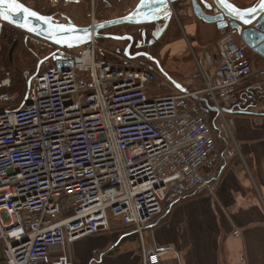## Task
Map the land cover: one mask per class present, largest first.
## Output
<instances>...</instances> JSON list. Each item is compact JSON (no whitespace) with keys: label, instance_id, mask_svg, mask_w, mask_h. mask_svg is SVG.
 Here are the masks:
<instances>
[{"label":"built area","instance_id":"2783aa9c","mask_svg":"<svg viewBox=\"0 0 264 264\" xmlns=\"http://www.w3.org/2000/svg\"><path fill=\"white\" fill-rule=\"evenodd\" d=\"M188 8L170 7L180 28ZM91 13L87 27L97 24ZM237 34L219 31L213 53L191 50L202 86L187 95L163 92L157 70L118 58L93 37L47 52L19 107L1 70L3 262L73 264V243L119 225L136 234L139 264H163L165 251L144 243L146 228L187 195L214 196L218 163L242 158L223 112L239 107L240 89L251 107L264 105V66H253Z\"/></svg>","mask_w":264,"mask_h":264},{"label":"crops","instance_id":"0c3cea01","mask_svg":"<svg viewBox=\"0 0 264 264\" xmlns=\"http://www.w3.org/2000/svg\"><path fill=\"white\" fill-rule=\"evenodd\" d=\"M137 2L134 0L131 9ZM227 2L247 9L261 0ZM180 3L184 5V1ZM181 23V30L169 34L170 41L160 50L166 79L161 78V89L170 94L200 89L191 50L197 55L215 52L219 35L215 25L198 21L189 8ZM248 57L254 67L264 65L251 52ZM239 93L243 101L230 116L235 119L232 124L242 158H222L218 163L214 197L204 191L187 195L146 228L148 243L165 251L163 264H264V105L253 108L249 93L244 88ZM91 240L94 256L85 259L89 264H139V243L133 231L117 225ZM2 247L0 243V264H5Z\"/></svg>","mask_w":264,"mask_h":264},{"label":"water","instance_id":"95a60500","mask_svg":"<svg viewBox=\"0 0 264 264\" xmlns=\"http://www.w3.org/2000/svg\"><path fill=\"white\" fill-rule=\"evenodd\" d=\"M135 7L126 15L111 19L108 21L101 22L93 27H80L76 26L72 22L68 21L66 23H60L52 18H48V23H45L43 20H37L34 17H27L25 13L22 11L13 12L10 14L9 20H4L0 17V31L3 25H8L19 32H22L28 36H31L43 43H46L52 47L65 49V48H77L82 45H85L91 39H84L80 42H74L72 46H68L67 43H57V40H64L66 38L79 35L84 36V30H87L88 35L94 40H112V41H125L129 40L132 42V38L130 36H111V35H103L101 32L106 31L107 29H112L115 27H139L143 25H150L157 22H164L165 26L152 38V43L161 37L167 29V25L169 20L171 19L170 7L177 8L178 3L182 1H188L190 12H192L193 16L203 24L215 25L218 31L233 29L237 31V35H239L241 42L249 49V51L264 60V10H261L259 5L255 7H250L247 9H239L243 12H248L249 15L246 19L249 21L248 23H244L242 20L235 18L230 9L224 6L222 0H210L211 2H207V0H165L164 3H160V0H137ZM18 2L21 3L19 0ZM229 3V2H227ZM230 4V3H229ZM30 9L29 7L25 6ZM215 8L218 11V14L212 15V9ZM256 8L255 12H251L250 10ZM32 10V9H30ZM34 11V10H32ZM36 12V11H35ZM170 12V13H169ZM38 13V12H36ZM40 16L45 17L44 15ZM28 20L31 21V26L34 27L35 31H28L26 28L21 27V24L26 23ZM64 26L65 28H74V32H60L56 26ZM102 26V27H101ZM17 31V32H18ZM1 33V32H0ZM52 33H55L53 36ZM129 47L124 51L125 54L129 57L127 51ZM137 56L129 57V59H136ZM149 58V57H147ZM150 59V58H149ZM157 64V62L155 63ZM39 65V63H38ZM37 65V66H38ZM71 62L67 63L63 70L69 71L71 68ZM157 71L160 76L165 75L159 64H157ZM31 77L27 82V91L30 86ZM187 95V91L184 92ZM24 98V104L27 100V92ZM194 100L200 101L203 103L205 111L210 113H215V109L210 107L208 103L203 99H198L193 97ZM223 112L227 114H234L233 110H224Z\"/></svg>","mask_w":264,"mask_h":264},{"label":"flooded vegetation","instance_id":"af4514ba","mask_svg":"<svg viewBox=\"0 0 264 264\" xmlns=\"http://www.w3.org/2000/svg\"><path fill=\"white\" fill-rule=\"evenodd\" d=\"M21 3H23L25 6L29 7L30 9L40 13L41 15H44L45 17L52 18L53 20L57 22H72L73 24L78 23L79 18L82 23H87V21L90 18V7L89 2L90 0H44V2L41 4L42 6L39 8L38 2H27L26 0H19ZM118 2H123L126 8L125 13L121 16H117L116 18L122 17L126 15V13H129L131 9V5L134 2V0H118ZM97 3H99L98 11L100 13H112L113 12V5L112 2H109V0H100ZM95 12V11H94ZM95 14V13H94ZM100 15V14H98ZM101 16V15H100ZM95 17V16H94ZM111 19H115L113 17L110 18H102L99 17L97 19V24H100L101 22L108 21ZM96 24V25H97ZM165 23L160 21L157 23H153L150 25H143L139 27H119L121 30L118 32L110 30H106L101 32L103 35H111V36H130L132 39V42L129 40L125 41H112V40H103L105 43H118L121 44L118 47H112V50L118 58H124L128 59L129 57L137 56L136 60L145 61L146 65H148L151 69L157 70V64L161 67L160 64V50L162 48L159 47V42L162 40L161 37H163L165 34L170 33L173 34L175 31H171V27L174 24V21L171 17L169 20V23L167 25V29L164 32V34L159 37L160 39L154 41L153 43L152 38L165 26ZM3 27V26H2ZM124 28V29H123ZM112 30V29H111ZM114 32V33H113ZM129 47L127 54L124 53L126 49ZM149 57V58H147ZM157 62V64H155Z\"/></svg>","mask_w":264,"mask_h":264},{"label":"rangeland","instance_id":"374dc122","mask_svg":"<svg viewBox=\"0 0 264 264\" xmlns=\"http://www.w3.org/2000/svg\"><path fill=\"white\" fill-rule=\"evenodd\" d=\"M26 1L29 3L30 2H32V3L38 2L39 4H37V5H39V8L42 6L41 4L44 2V0H26ZM98 1H100V0H90V2H89L90 4L88 6V8L90 7L89 9L93 10V13H95L93 16H95L96 20L99 19V17L110 18V17H114V16H120V15H123V13H125L126 8L124 7L125 5H123L124 3L118 2V0H109L110 2H112V5H113V12L112 13H107V14L106 13H104V14L100 13V11H98V6H99V3H97ZM90 14H92V13H90ZM98 14H100L101 16ZM78 21L79 22L75 24L76 26H80L81 28L86 27V23H82L80 18ZM60 23H64V22H60ZM122 27H124V26H122ZM7 28L8 27L6 25H3V27L1 28V32H2L1 37L3 36V34L7 30ZM171 28H172L171 31L181 30L180 27H178V26L176 27V25H173ZM109 30H110V32H112V31L118 32L119 30H121V28L115 27V28H112V30L111 29H109ZM169 34L170 33H167L163 37H161L162 40H160V42H159L160 48H163L165 43L167 44L170 41L171 35H169ZM98 41L100 43H104L103 40H98ZM4 44H5V40H4V38H2L0 40V47H1V50H0V78L3 77L2 76L3 73L1 70L7 71L11 75V82H15V80H17L19 75L21 77L23 76L28 81V78L34 74V72H35L34 69H35V67H37L38 61L42 60V58L46 55L47 52H49L50 50L55 48V47H52L50 45H49V47H47L46 43H43V42H41V41L31 37V36H28V35L18 37L17 41L14 44L10 45V43H9L8 46H6ZM120 45L121 44H118L116 42L113 44L106 43V46L110 50H112V47H118ZM4 46H6V48H7L6 51H4V52H8V49H9L8 59L7 58L6 59L1 58L2 55L4 54V52H3ZM112 52H113V50H112ZM160 58H161V56H160ZM11 95L17 96L16 99L11 103V106L19 107L22 104L23 98L19 97L18 95L14 94V93ZM254 101L256 103L258 102L256 99H254ZM253 107L258 108L259 105H257V106L254 105ZM0 108H6V105H0ZM230 119H232V121L235 120V119H233V117H230ZM232 125H233L232 132L234 135L233 137L236 141L238 148L240 149L241 144H239L238 137H236V128H235L234 124H232ZM224 149H225V147L220 148L219 151H221V154L224 153L223 152ZM237 158H238V160L240 159V157L236 154L232 160L237 159ZM204 194H207V193L204 192ZM212 197H214V196H212ZM185 198L186 197H183L180 200H183ZM148 242L149 241L147 239V234H146L144 243H146V245L149 247H153V245H151V243H148ZM91 243H92V240L90 241V239H83V240L77 241V242L73 243V245H71L72 246L71 247V254H72L71 259H73V264H89L87 260H86L87 262L85 261V259H86V257L92 258L94 256L93 252H91V247H92ZM139 255H140V246H139ZM139 263H140V258H139Z\"/></svg>","mask_w":264,"mask_h":264},{"label":"snow or ice","instance_id":"6c2138e0","mask_svg":"<svg viewBox=\"0 0 264 264\" xmlns=\"http://www.w3.org/2000/svg\"><path fill=\"white\" fill-rule=\"evenodd\" d=\"M164 2H165V0H160V3H164ZM222 2L224 3L225 7L230 9L232 15L235 18L242 20L244 23L249 22L246 19V17L249 15L248 12L240 11L239 9L235 8L233 5L227 3V0H222ZM259 7L261 10H264V0H261ZM19 11H22L23 13H25L26 16L29 18L34 17L37 20H43L45 23H48V18L40 16L35 11H32V10L26 8L25 6L20 4L18 2V0H0V17H2L4 20H9L11 13L19 12ZM250 11L255 12L256 8H253ZM20 26L26 28L28 31H35L36 30L34 27L31 26L30 20H28L24 24H21ZM56 27L60 32H74L75 31V29L71 28V27L65 28L64 26H59V25ZM84 33H85L84 36L75 35V36L66 38L64 40H57V43L63 42V43H67L68 46H72L74 42H80L84 39H91V37L87 33V30H84ZM52 35L54 36L55 33H52Z\"/></svg>","mask_w":264,"mask_h":264},{"label":"trees","instance_id":"16d2710c","mask_svg":"<svg viewBox=\"0 0 264 264\" xmlns=\"http://www.w3.org/2000/svg\"><path fill=\"white\" fill-rule=\"evenodd\" d=\"M8 28H7V30L4 32V34H3V36L1 37V33H0V40L2 39V38H4V40H5V44L4 45H6V46H8V44L10 43V45L11 44H14L16 41H17V39H18V37H20V36H27L26 34H24V33H22V32H19L18 30H16V29H14V28H12V27H10V26H8V25H6ZM18 31V32H17ZM14 39H16V41H14ZM6 46H4L3 47V52L4 51H6ZM47 47H49V45L47 44L46 45ZM8 52H9V49H8ZM8 52H4V54L2 55V57L1 58H7L8 59ZM36 68V67H35ZM34 71H35V69H34ZM27 80L22 76H18V78H17V80H15V82H11L10 81V83H11V87H10V89L8 90V92L9 93H11V94H16V95H18L19 97H22V98H24V94H25V92H26V89H27V82H26ZM2 92V90H0V93Z\"/></svg>","mask_w":264,"mask_h":264}]
</instances>
